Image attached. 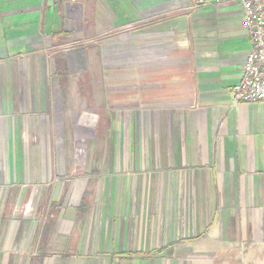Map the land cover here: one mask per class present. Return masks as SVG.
<instances>
[{
  "label": "crops",
  "instance_id": "crops-1",
  "mask_svg": "<svg viewBox=\"0 0 264 264\" xmlns=\"http://www.w3.org/2000/svg\"><path fill=\"white\" fill-rule=\"evenodd\" d=\"M195 2L0 0V264H264L251 37Z\"/></svg>",
  "mask_w": 264,
  "mask_h": 264
},
{
  "label": "built area",
  "instance_id": "built-area-1",
  "mask_svg": "<svg viewBox=\"0 0 264 264\" xmlns=\"http://www.w3.org/2000/svg\"><path fill=\"white\" fill-rule=\"evenodd\" d=\"M234 2L242 8L241 23L251 37L239 83L232 88L233 103H264V0H196L194 8Z\"/></svg>",
  "mask_w": 264,
  "mask_h": 264
},
{
  "label": "rangeland",
  "instance_id": "rangeland-1",
  "mask_svg": "<svg viewBox=\"0 0 264 264\" xmlns=\"http://www.w3.org/2000/svg\"><path fill=\"white\" fill-rule=\"evenodd\" d=\"M88 46H94L92 40H85L84 43L80 44V45H72L71 47H73L74 49L80 48V47H88ZM94 134L95 132H86V133H77V141H81L83 142L84 140L88 141H92L94 138Z\"/></svg>",
  "mask_w": 264,
  "mask_h": 264
}]
</instances>
